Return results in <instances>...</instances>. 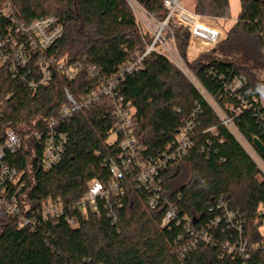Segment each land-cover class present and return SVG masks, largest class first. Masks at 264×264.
Returning <instances> with one entry per match:
<instances>
[{"label":"trees","instance_id":"16d2710c","mask_svg":"<svg viewBox=\"0 0 264 264\" xmlns=\"http://www.w3.org/2000/svg\"><path fill=\"white\" fill-rule=\"evenodd\" d=\"M6 1L0 0V10ZM8 1L18 21L55 15L63 34L50 52L67 63L85 57L86 64L106 76L150 41L141 35L127 0ZM135 1L157 20L164 18L163 0ZM193 11L209 22L230 17L228 0H193ZM224 32L216 46L192 60L187 57L188 31L180 28L173 34L180 55L207 94L232 118L240 139L222 124L184 73L160 54L150 53L143 68L120 86V93L133 104L135 134L146 158L172 144L198 107L186 155L160 171L163 196L154 209L147 205L150 190L127 173L120 204L114 199L109 207L98 200V213L73 207L90 180L108 181L105 159H116L118 151L115 143H108L116 125L108 97L60 118L68 104L65 88L76 100L95 88L85 70L71 80L53 71L46 85L31 90L0 65V140L7 128L22 138L20 148L6 155V163L17 172L12 187L21 188V200L32 208L48 198L65 208L64 215L35 229L18 228L12 216H0V264H264V248H252L264 238L257 222L264 208V172L244 145L264 164V153L253 143L258 138L264 144V106L253 101L264 93V0H240L237 21ZM30 68L35 75L34 60ZM30 75L22 71L24 79ZM240 75L245 77L242 88L227 91L225 84ZM238 95L248 106L236 115L227 106L239 105ZM51 121L67 134L68 142L60 161L44 170L41 147L24 136L44 130ZM169 207L175 208L176 216L162 227ZM224 207L237 212L232 223L241 221L247 256L225 246L235 244L240 233L224 218ZM67 216L76 223L69 224Z\"/></svg>","mask_w":264,"mask_h":264},{"label":"built area","instance_id":"2783aa9c","mask_svg":"<svg viewBox=\"0 0 264 264\" xmlns=\"http://www.w3.org/2000/svg\"><path fill=\"white\" fill-rule=\"evenodd\" d=\"M136 17V23L143 38L150 37V41H145L144 47L136 48L130 59L122 62L115 73L106 76L95 65L86 64V58L67 63L59 59L55 53L50 52L53 45L63 34V26L55 15H45L37 17L29 22H22L15 19L12 8L7 0L0 10V18H7L9 21L0 22V65H5L13 78H22L26 81L31 90H36L39 86L46 85L52 77L53 71L62 74L67 79H73L81 70H85L88 77L95 81V88L82 96L80 100L74 99L67 88L64 89L68 104L61 109L60 118L66 119L74 112L92 106L99 102L102 97L110 99L111 112L116 118V125L111 130L108 143L117 145V158L107 156L105 164L109 170V179L102 182L92 179L88 182L84 195L73 207L80 210L89 209L99 212L98 200H104L109 207L112 200L120 204L121 196L124 194L125 174H132L133 182L138 186L150 190L152 195L147 200V205L154 209L163 196L162 178L160 171L168 164L173 165L179 162L186 155L191 145V135L195 127L196 107L190 116L183 122V125L175 135L172 144L166 146L163 152L154 157L146 158L142 155L143 145L136 137L137 122L134 119V107L130 100H126L120 93V86L125 78L141 70L150 53H157L164 56L173 63L184 75L193 83L201 95L209 102L212 108L224 124L235 136H239L230 118L222 109H217L214 101L204 90L195 78L188 65L180 55L173 31L184 28L189 33L190 43L195 42L204 47L212 48L216 46L225 35V30L221 27L219 20L209 22L205 17L195 13L193 10L181 4L182 0H163L162 5L165 16L157 20L150 15L135 0H127ZM227 21L236 22V17H229ZM189 43V44H190ZM35 62V75L30 71L31 62ZM22 71L30 75L27 79L22 76ZM245 83L243 75L235 77L231 82L225 84V89L236 93ZM239 105H228L229 112L238 114L243 108L248 106V102L238 95ZM253 101L264 106V93L253 97ZM215 102V101H214ZM217 105V104H216ZM218 106V105H217ZM57 122L51 121L44 130L33 131L26 134L25 138H31L41 147V166L44 170H49L55 166L64 154L68 137L65 132L56 127ZM113 139L110 140V136ZM238 139H240L238 137ZM22 138L12 129L7 128L0 140V216H12L18 228L29 227L35 229L41 223L59 218L64 215V206L59 200L46 199L40 207L32 208L21 200L19 195L21 188H13L17 172L6 163L7 152H15L21 146ZM246 150L251 154L252 148L245 144ZM255 156L256 153L253 151ZM258 158V157H257ZM254 160L258 163V159ZM262 163V162H261ZM260 166V165H259ZM72 209V207H71ZM237 212L229 211L224 207V218L232 223ZM176 216L174 207H169L161 220V226H166ZM67 222L71 225L76 223V219L67 216ZM257 222L260 224L262 235H264V208L259 212ZM240 233V237L235 244L226 243L229 252H237L247 256V240L241 237V221L232 223ZM208 240V237L204 236ZM264 248V238L252 248Z\"/></svg>","mask_w":264,"mask_h":264},{"label":"rangeland","instance_id":"374dc122","mask_svg":"<svg viewBox=\"0 0 264 264\" xmlns=\"http://www.w3.org/2000/svg\"><path fill=\"white\" fill-rule=\"evenodd\" d=\"M181 4L185 7H187L188 9L193 10V0H182ZM228 4H229L230 17L231 18H233V17L237 18L238 14L240 12V0H228ZM219 23L224 30H226L229 26V21H227L226 19H220ZM208 50H210V48L204 47L200 44H196L195 42H193V43L189 44V47L187 50V57L189 60H192V59H194V57H196L199 54L206 52ZM212 104H214V106L217 109H219V106L216 105V102L212 101ZM110 137H111L110 140H112L114 138L113 135H111ZM249 151L251 152V154L256 159L257 157L255 156L253 151H251V150H249ZM259 165H260L261 171L264 172V164L259 162Z\"/></svg>","mask_w":264,"mask_h":264},{"label":"water","instance_id":"95a60500","mask_svg":"<svg viewBox=\"0 0 264 264\" xmlns=\"http://www.w3.org/2000/svg\"><path fill=\"white\" fill-rule=\"evenodd\" d=\"M253 143L259 152L264 153V144H262L258 138H254Z\"/></svg>","mask_w":264,"mask_h":264},{"label":"crops","instance_id":"0c3cea01","mask_svg":"<svg viewBox=\"0 0 264 264\" xmlns=\"http://www.w3.org/2000/svg\"><path fill=\"white\" fill-rule=\"evenodd\" d=\"M236 22H229V26H228V28H230L232 25H234Z\"/></svg>","mask_w":264,"mask_h":264}]
</instances>
